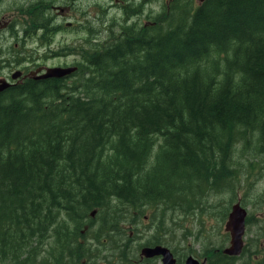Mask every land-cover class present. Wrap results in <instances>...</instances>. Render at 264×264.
<instances>
[{
	"label": "trees",
	"instance_id": "obj_1",
	"mask_svg": "<svg viewBox=\"0 0 264 264\" xmlns=\"http://www.w3.org/2000/svg\"><path fill=\"white\" fill-rule=\"evenodd\" d=\"M47 6H28L42 36L57 30ZM132 19L106 25L70 78L0 93V264H126L148 225L146 245L178 253L181 216L218 209L222 228L223 204L264 179V0H169Z\"/></svg>",
	"mask_w": 264,
	"mask_h": 264
},
{
	"label": "rangeland",
	"instance_id": "obj_2",
	"mask_svg": "<svg viewBox=\"0 0 264 264\" xmlns=\"http://www.w3.org/2000/svg\"><path fill=\"white\" fill-rule=\"evenodd\" d=\"M31 1L33 0L6 1V5L12 4V9H8L3 15L5 18L13 17L12 21L15 20L16 23L14 24L15 32L9 36L0 28V65L10 56H14L16 61L27 58L23 62L29 63L32 66L35 63L40 64L29 67L30 70L26 74H31L30 72L35 74L40 67H75V64L82 59L80 53L85 49L91 50L93 48V43L91 42L96 41L97 35L104 31L106 25L110 26L111 23H116V27L120 29V23L124 19L131 18L133 15L128 9V3L124 2V0H46L48 4L46 8L51 7L50 13L48 12V14L52 18L51 24L54 26L52 28H55V26L59 28L51 35L42 36L44 32L41 31V28L35 27V29H32L30 25L32 19L30 11L33 10L29 11L28 6ZM165 1L169 2V0H152V3H149L148 6L145 5L144 7L143 5L140 9L145 13L144 18L130 21V25L142 26L145 21L149 22L150 16L162 12ZM73 2L75 3L73 4ZM120 2L126 6H120ZM140 3L143 4L144 1L139 0L135 4ZM197 4H199L198 1ZM48 20L50 19L48 18ZM48 20L45 19L44 22L47 23ZM2 21L0 19V23ZM24 29L27 31L24 35L26 38L22 39L21 32ZM91 34L92 37H90ZM19 69L18 65L1 68L0 76H12V72ZM237 199L240 202L243 200L242 207L247 210L245 221L246 241L248 238H254L255 235L259 234L258 229L264 228V179L253 181L249 187L247 183L243 184L238 190ZM238 201L235 203H239ZM223 206L230 207V209L233 207L232 205L228 206V204H223ZM151 211L152 208H148L146 215H150L149 213ZM204 212L197 217L181 216L179 221L183 225L184 230L176 231V235L170 231L177 238L176 245L178 254H199L200 252L208 254L217 252L220 250L219 247L229 244L228 240H224L225 234L230 233L226 229V223L221 228V212L213 208H207ZM123 224L124 228L122 231H127L130 237H134L135 233L138 235L137 229L130 228L132 226L129 222ZM198 224H201V226ZM150 230L149 225L144 229V231L148 232V235L141 237L142 250L154 238L153 228ZM186 232L188 235H191L185 239L184 234ZM257 239L250 241V250L252 251L250 256L252 259L248 261V264H258L256 263L257 258L252 254L258 248L264 247V235L259 238V241ZM169 249L172 250L171 248ZM188 251H192V253H188ZM248 252L250 251L248 250ZM247 256L248 254L245 253L244 257ZM243 259L240 261H243ZM247 259H250V257L248 256ZM105 262L106 259L104 257H97L95 259L96 264H104Z\"/></svg>",
	"mask_w": 264,
	"mask_h": 264
},
{
	"label": "flooded vegetation",
	"instance_id": "obj_3",
	"mask_svg": "<svg viewBox=\"0 0 264 264\" xmlns=\"http://www.w3.org/2000/svg\"><path fill=\"white\" fill-rule=\"evenodd\" d=\"M6 1H8V0H0V19L3 20L2 23H0V26H1L0 28L2 30H4L6 34H8L9 36H11L15 32L14 31V24H16V23H15V20L12 21V19H13L12 16H10L9 18H5L4 15H3L8 9H12V4L6 5ZM143 1L145 3V4L143 3L144 7H145V5L148 6L149 3H150V0H143ZM132 2L133 3H130L129 4V7H131L132 9H134L138 4H135L136 2H134V1H132ZM74 3L75 2H73V4ZM119 5L120 6H123V7L126 6L125 4L122 5L121 2L119 3ZM70 9H72V8H70ZM50 10H51V7H50ZM140 14H141V16H140ZM131 18H134L131 21H134L135 19L144 18V11L141 10V9H137V14L132 15ZM128 22H130V21H128ZM42 26H45V25H41L39 28H42ZM12 28H13V30H12ZM55 28L58 29L59 27L58 26H55ZM42 30H44V29H42ZM26 32L27 31L25 29L22 30V32H21V35H22L21 38L22 39H25L26 38V37H24V35L26 34ZM26 59L27 58H22L19 61H16L14 56H10L8 59L6 58L4 60L3 64L0 65V69L1 68H4V67L5 68H9V67H12V66H17V65H18V69L20 68L17 71L16 70L13 71V72L16 71V72H19L20 73V75L15 80H12L11 75L8 76V77H1L0 76V81H6L8 84H10V86H8L6 89H9V88H11V87H13V86H15L17 84H21V83H23V81H26L28 79H34L35 80V77L36 76L42 75L46 71V69H47L46 67H40L38 69V71L35 72V74L34 73L32 74V72H30L31 74H26V72L30 70L29 67H33V66L40 65V64H36L35 63L32 66L29 63L23 62V60H26ZM23 64H25V65H23ZM76 65L77 64H75V67L77 68ZM63 67H68V66H63ZM13 72H12V74H13ZM72 75H70V76H68L66 78H63V79H68ZM36 81H39V80H36ZM4 90L0 91V93L3 92ZM238 202H240V200ZM245 230H246V228H245ZM229 235H230V241H229V244L225 248H227V247H229L231 245V240H232L231 233ZM245 238H246V234L243 237L242 252L238 256H231V255L225 254L224 253V249L225 248L223 250H219L217 252L208 253V254L205 253V252H203V253L200 252L199 254H190V255H188L185 258H183L177 252H174V251L170 250L166 245H163V244H158L156 246H152V245L149 246V245H147L146 248H150V249H153V248H156V247H165V248H168L170 250L172 256H173V259L175 261V264H187V261H188L189 257H191V256L193 258L197 259L198 262H199V264H219V263L220 264H223V261L222 260H224V259H229V260H235L236 259V261L233 264H247V261H244V260L243 261H240V260H241L243 254H245V253L251 254L252 253V251H250V252H245V251L247 250V248L250 247V241H253V239L258 238V236L255 235L254 238H248V240H246V241H245ZM253 253H256V252H253ZM261 253L264 255V251L261 252ZM259 262H260V260L257 259L256 260V263H259ZM263 262H264V260H263ZM126 264H164V258H163L162 255L146 256V255L143 254L142 249H141L140 252H139V254L135 258H133V259L129 260L128 262H126Z\"/></svg>",
	"mask_w": 264,
	"mask_h": 264
},
{
	"label": "water",
	"instance_id": "obj_4",
	"mask_svg": "<svg viewBox=\"0 0 264 264\" xmlns=\"http://www.w3.org/2000/svg\"><path fill=\"white\" fill-rule=\"evenodd\" d=\"M199 4H202L206 0H197ZM77 71L76 67L69 68H47L46 71L39 76L35 77V80H47V79H63L66 78ZM20 75L19 72L12 74V80H15ZM10 84L6 81H0V91L6 89ZM94 215V214H93ZM246 217L247 210L242 207L240 203L235 204L232 207V211L229 215L228 222L226 224V229L231 233L232 240L231 245L224 249V253L231 256H238L242 252L243 247V237L245 235L246 228ZM143 254L146 256H156L162 255L164 258V264H175L173 256L168 248L165 247H156L153 249L144 248L142 250ZM187 264H199L198 260L189 257Z\"/></svg>",
	"mask_w": 264,
	"mask_h": 264
}]
</instances>
